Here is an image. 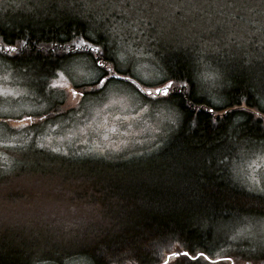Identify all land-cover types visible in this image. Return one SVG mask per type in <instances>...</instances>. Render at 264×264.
Segmentation results:
<instances>
[{
    "label": "trees",
    "instance_id": "16d2710c",
    "mask_svg": "<svg viewBox=\"0 0 264 264\" xmlns=\"http://www.w3.org/2000/svg\"><path fill=\"white\" fill-rule=\"evenodd\" d=\"M5 1L0 5V48L17 51L0 52V66L22 76L24 85L19 83L35 99L43 95L52 103L39 126L30 123L38 133L44 123L67 114L64 103L51 96L57 73L79 60L90 65L96 78L100 75L93 59L73 53V45L85 38L107 49L103 62L115 68L120 64L118 31L119 39L152 59L163 77L192 84L172 98L178 122L159 149L111 161L39 147V158L31 157L39 163V178L30 170L1 180L6 189L25 179L34 181L47 197L70 208L74 229L72 238L52 246L39 236L59 233L48 218H62L48 207L39 204L37 223L0 218V264H65L73 259L88 264H164L166 255L178 249L213 255L229 244L219 231L249 219L264 221V195L248 190L234 171L243 150L264 145V121L246 111L264 107V0L226 1L232 7L219 1L209 13L219 19L217 29L195 35L190 28L174 39L166 36L164 27L156 31L159 26L149 16L141 17L145 22L131 20L123 11L130 4L122 0ZM130 27H140L141 32L148 28L150 33L137 36L128 32ZM125 72L145 86L136 73L121 70ZM209 72L217 77L216 87L204 79ZM116 82L125 81L111 84ZM16 193L21 195L13 204L30 198L27 190ZM17 208L9 209V219L22 216ZM229 256L236 264H264V249L246 253L243 244Z\"/></svg>",
    "mask_w": 264,
    "mask_h": 264
},
{
    "label": "rangeland",
    "instance_id": "374dc122",
    "mask_svg": "<svg viewBox=\"0 0 264 264\" xmlns=\"http://www.w3.org/2000/svg\"><path fill=\"white\" fill-rule=\"evenodd\" d=\"M1 1L0 5L7 2ZM122 1L130 4V8L123 9V11L131 20L137 19L145 22L147 19L141 17L149 16V19L155 20L156 25L159 26L155 29L156 31L164 27L166 36L174 39L187 33L190 28H193L195 35L207 33L211 27L213 30L217 29L221 23L219 19L215 17L213 19L209 13L216 9L219 1L224 3L228 0H187L182 10L168 7L172 0ZM207 14L208 16L203 18V15ZM124 29L119 31H124ZM139 29L140 27H130L128 32H133L137 36L141 33H150L148 28L145 32ZM118 33L117 31L115 37L117 38L119 68L122 71L131 70L144 82L161 79L163 76L155 62L143 55L142 51H136L127 42L124 43L122 39H119ZM73 51L75 53L74 48ZM61 73L66 79L61 80L57 77L52 84L67 83L68 86L75 87L73 81L78 83L96 79V75L90 70V65L79 60L65 66ZM215 77V73L209 72L204 79L209 81L212 87H216ZM24 81L22 76L11 69H3L0 66V92L3 93L0 94V181L30 170L34 173V177L39 178V163L34 164V159L31 157L39 158L37 153L41 144L50 152L62 155L66 152L68 155H93L111 161L130 159L141 153H151L159 149L168 140V136L178 122L176 112L169 104H149L143 96L136 93L132 86L125 82H116L107 86L108 90L103 96H90L88 103L83 107L72 100L66 88L63 90L55 88L51 94L52 99L63 102L67 114L44 123L38 133L36 126L33 130L31 128L33 125L30 123L36 121L39 125L37 114L46 111L52 103L50 100L49 102L45 100L43 95L39 100L35 99L36 95L20 84ZM61 91L65 95L62 96ZM71 108L78 110L69 111ZM142 108L146 111L142 112ZM27 115L34 116L32 122L24 120ZM112 128H115L116 132H111ZM105 136L108 139H105ZM252 147H257L259 150ZM252 147L242 151L245 155L238 159L235 165V175L237 181L248 190L264 195V192H261V189H264V145L260 148L259 146ZM53 149H58V152ZM100 149L103 150V156L98 155ZM239 156L240 151L237 157ZM5 189L0 186V218L21 223L39 221L40 204V206L48 207L52 215L58 214L62 219L49 217L48 222L52 223L50 227L59 229L60 232H46L39 238L49 239L52 242L51 245L54 246L58 244L57 242L73 237L74 220L69 218L72 214L70 208L63 206L66 204L55 198L47 197L48 193L40 189L34 181L29 182L25 179L24 184ZM19 190H27L26 195L30 198L23 203L13 204L12 199H18L21 195L16 193ZM16 206L18 208L15 212L23 214L11 220L9 219L10 210ZM251 220L233 223L219 231L220 239L228 240L229 244L216 250L213 254L214 258L221 259L229 256L241 244L243 247L246 245V253L255 251V249L263 251L264 221ZM233 237L236 238L233 239ZM174 260L175 258H171L168 262ZM65 264L88 263L82 259H73L65 261ZM222 264L227 263L222 262Z\"/></svg>",
    "mask_w": 264,
    "mask_h": 264
},
{
    "label": "snow or ice",
    "instance_id": "6c2138e0",
    "mask_svg": "<svg viewBox=\"0 0 264 264\" xmlns=\"http://www.w3.org/2000/svg\"><path fill=\"white\" fill-rule=\"evenodd\" d=\"M187 3V0H172L171 3L168 4L170 8L181 9L183 8L184 4ZM224 7H232V5L224 2ZM97 42L95 40H91L88 38L80 40L78 43L73 45L76 55H84L87 56L94 61V66L97 68V71L100 73L99 77L94 80H84L80 82H75V87L68 86L67 83L57 85L53 84L52 87L60 88V89H67V92L70 93V96L73 101L80 104L81 107L85 106L88 103V98L90 96H103L105 92L108 90V85L111 84L113 81H125L136 88L139 92L143 93V98L149 104H171L172 98L182 92H186L189 89V85L192 84L191 80H184L183 82H179L175 77H162L161 79L154 81V82H143L145 86L141 87V84H138L135 79H132L128 73L121 74V70L119 65L115 68L108 67L106 63H104L105 54L107 49H102L96 46ZM16 48L5 46L0 48V52L4 53H16ZM71 55V53H69ZM116 64V61H113ZM61 80H65V76L62 73H57ZM0 94H3L0 92ZM61 95H65L63 91H61ZM241 107L243 105L241 104ZM78 109L71 108L69 111H77ZM141 111H146V109L142 108ZM209 112L213 111L212 108L208 109ZM249 112L250 116H254L259 120L264 121V107H260L259 111H255L252 109L246 110ZM39 120H45L46 117L40 113L37 114ZM117 119H121L117 117ZM127 119V117H125ZM24 120L29 122L33 121L32 115H27L24 117ZM23 125V121H21ZM39 126V125H37ZM111 132H116L115 128L110 129ZM105 139H108L105 136ZM39 147L43 148V145H39ZM53 151H57L58 149H53ZM65 156L68 153H64ZM98 155L103 156V150L100 149ZM142 155V153H141ZM221 163H225V159H221ZM211 163V161H209ZM234 171L236 169L234 168ZM261 192H264V189H261ZM236 237H233L235 239ZM175 258L176 264H190L192 261H199L203 260L206 264H222L223 260L229 262V264H236V261L233 260L232 257L226 256L222 257L220 260L214 258L213 255L209 254L207 251H195L191 248L186 250H176L174 252L169 253V257L165 258L164 264H168L169 259Z\"/></svg>",
    "mask_w": 264,
    "mask_h": 264
}]
</instances>
